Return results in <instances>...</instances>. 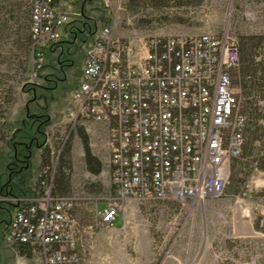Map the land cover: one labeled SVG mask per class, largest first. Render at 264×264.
Segmentation results:
<instances>
[{
  "label": "built area",
  "instance_id": "2783aa9c",
  "mask_svg": "<svg viewBox=\"0 0 264 264\" xmlns=\"http://www.w3.org/2000/svg\"><path fill=\"white\" fill-rule=\"evenodd\" d=\"M14 2L31 11L34 79L47 52L63 37L72 0H0ZM102 2L115 18L121 0ZM115 25L114 19L93 32L80 82L59 120L45 130L43 144H49L56 127H63L64 140L78 127L99 133L115 190L104 209L97 203L98 222L108 227L127 200L195 207L222 196L231 164L242 156L247 124L231 72L239 63L240 44L229 30L130 39L119 37ZM3 124L5 118L0 119V152ZM58 158L48 178L47 168L40 169L35 195L0 188V201L13 205L3 241L30 243L45 264H79L74 214L79 198L54 195Z\"/></svg>",
  "mask_w": 264,
  "mask_h": 264
},
{
  "label": "rangeland",
  "instance_id": "374dc122",
  "mask_svg": "<svg viewBox=\"0 0 264 264\" xmlns=\"http://www.w3.org/2000/svg\"><path fill=\"white\" fill-rule=\"evenodd\" d=\"M128 1L121 0L112 18L102 0H72L73 15L57 42L59 46L47 52L46 63L34 79L27 48L16 43L14 35L0 44V96L5 99L13 88L14 97L9 104L1 101L7 111L1 127L0 188L10 181L14 194L34 195L42 149L55 151L51 154L54 162L59 149L71 145V191L82 199L76 207L75 225L79 264H264V169L260 167L264 163V120L251 154L243 152L241 158L233 160L222 196L209 197L195 207L178 201L127 200L110 227L99 224L96 211L97 203L102 210L107 205L105 199L115 196L107 162L102 159L99 133L86 131L92 151L102 161L99 175L87 169L81 156L79 127L66 140L63 127H56L49 144L43 145L45 130L59 120L70 92L80 82L93 31L103 24L115 19L116 34L130 39L205 32L220 35L229 30L239 44L243 35L264 41V0H204L199 5L137 11L129 9ZM14 7L0 4V16ZM259 51L264 60V46ZM49 74L58 79L56 86L47 81ZM237 90L243 93L240 86ZM22 164L27 167L22 168ZM237 204L242 206L243 219L252 225L249 231L238 217ZM20 256L14 246L1 239L0 264H20ZM34 256L40 254L35 252Z\"/></svg>",
  "mask_w": 264,
  "mask_h": 264
},
{
  "label": "trees",
  "instance_id": "16d2710c",
  "mask_svg": "<svg viewBox=\"0 0 264 264\" xmlns=\"http://www.w3.org/2000/svg\"><path fill=\"white\" fill-rule=\"evenodd\" d=\"M204 0H129L128 7L132 11H137L144 7L152 8H166V7H182L199 5ZM1 4V3H0ZM5 5V4H1ZM14 5L13 9L7 10L11 16H7V11L0 16V44L6 43L13 35L16 38V43L21 44L27 48L28 54L31 56V44H32V16L28 6L23 2L10 3ZM5 8L4 6H1ZM25 7V9H22ZM13 21V22H12ZM140 25H144V22L140 20ZM94 32V31H93ZM260 37L255 35H243L240 38V57L239 63L232 69V78L234 86H240L243 93H240L242 113L246 117V129L244 131V148L243 152L251 154L253 144L260 137L261 124L260 121L264 120V60L261 58L259 48L264 46V41L259 40ZM59 44H54L51 50L54 51ZM0 55H3V51H0ZM59 61V60H58ZM62 64V62H60ZM29 62L25 64V70L28 69ZM62 64V69H63ZM53 74L46 76L47 81H53L55 86L58 79L50 78ZM61 79V78H59ZM1 84V80H0ZM28 84V83H27ZM11 103L14 100L13 88H10L5 99L0 96V117L4 118L7 107L3 106L1 101ZM79 135L82 137V144L84 150V160L87 165V169L94 175H99L102 172V161L92 151L90 138L85 128L79 127ZM42 147V144H39ZM64 147V146H63ZM62 152V153H61ZM59 159L60 165H57L54 172L53 179V193L59 197H70L74 195L71 191V170H72V147L69 145L65 150L62 148ZM51 149L43 148L41 152L40 169L47 168V178L53 171V163L51 162ZM243 155V153H242ZM238 160V159H235ZM22 162H28V160H22ZM22 164V168H26ZM264 169V163L260 165ZM11 178V177H10ZM39 183V182H38ZM10 181L2 188L3 193H11ZM37 193V191H36ZM79 198L78 203L81 202ZM77 207V206H76ZM13 209V205L9 202L0 201V241L4 237L5 230L7 228L8 217ZM77 208L74 210L75 216H77ZM77 218V217H76ZM19 255L32 258L35 255V251L30 243L22 242L19 245L14 246Z\"/></svg>",
  "mask_w": 264,
  "mask_h": 264
},
{
  "label": "crops",
  "instance_id": "0c3cea01",
  "mask_svg": "<svg viewBox=\"0 0 264 264\" xmlns=\"http://www.w3.org/2000/svg\"><path fill=\"white\" fill-rule=\"evenodd\" d=\"M81 156L84 157V151L81 152ZM10 192L13 193L12 188H11ZM35 194H36V192L34 193V195ZM117 219H118V217H117ZM117 219H116V221H117ZM19 260H20V264H45L43 259L40 256H34L32 258L20 256Z\"/></svg>",
  "mask_w": 264,
  "mask_h": 264
},
{
  "label": "bare ground",
  "instance_id": "6f19581e",
  "mask_svg": "<svg viewBox=\"0 0 264 264\" xmlns=\"http://www.w3.org/2000/svg\"><path fill=\"white\" fill-rule=\"evenodd\" d=\"M236 212L237 214L239 215L238 217L240 218V220L242 221V223L244 224L245 228L247 229V231L251 230L252 228V225L249 221H245L243 219V216H242V206L241 204H237L236 205Z\"/></svg>",
  "mask_w": 264,
  "mask_h": 264
}]
</instances>
